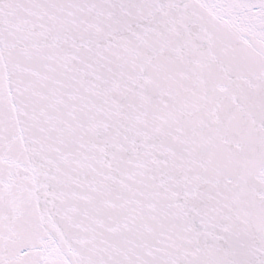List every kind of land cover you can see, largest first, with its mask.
<instances>
[{"label":"snow or ice","instance_id":"snow-or-ice-1","mask_svg":"<svg viewBox=\"0 0 264 264\" xmlns=\"http://www.w3.org/2000/svg\"><path fill=\"white\" fill-rule=\"evenodd\" d=\"M0 264H264V0H0Z\"/></svg>","mask_w":264,"mask_h":264}]
</instances>
